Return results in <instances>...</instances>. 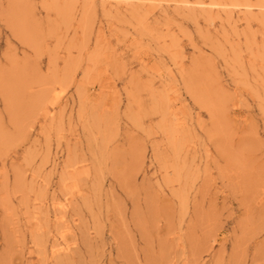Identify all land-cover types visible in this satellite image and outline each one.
<instances>
[{
    "label": "rangeland",
    "instance_id": "rangeland-1",
    "mask_svg": "<svg viewBox=\"0 0 264 264\" xmlns=\"http://www.w3.org/2000/svg\"><path fill=\"white\" fill-rule=\"evenodd\" d=\"M0 264H264V0H0Z\"/></svg>",
    "mask_w": 264,
    "mask_h": 264
}]
</instances>
